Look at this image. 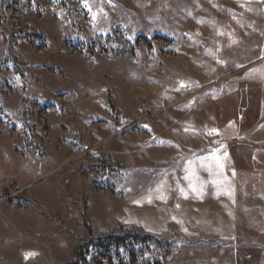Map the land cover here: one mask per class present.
Returning <instances> with one entry per match:
<instances>
[{"label":"rangeland","instance_id":"obj_1","mask_svg":"<svg viewBox=\"0 0 264 264\" xmlns=\"http://www.w3.org/2000/svg\"><path fill=\"white\" fill-rule=\"evenodd\" d=\"M263 34L264 0H0V264H264V172L202 160Z\"/></svg>","mask_w":264,"mask_h":264},{"label":"crops","instance_id":"obj_2","mask_svg":"<svg viewBox=\"0 0 264 264\" xmlns=\"http://www.w3.org/2000/svg\"><path fill=\"white\" fill-rule=\"evenodd\" d=\"M261 56L256 62L246 70L244 81L258 87L255 97L249 98L254 106L256 100L257 112L255 115L239 116L237 119L229 120L224 127L220 129V139L215 142L214 147L218 150H207L202 156L203 161L216 160L221 163L222 172L227 175L229 172V163L233 162L234 153L231 148H244L250 151L251 163L254 165V170L264 172V34L261 43ZM248 106V107H249ZM249 121V126H241L243 122ZM249 119V120H248ZM210 148V147H209ZM190 196L195 193L191 188L186 189ZM235 192V191H234ZM236 193V192H235ZM207 195V193H205ZM189 204H195V199H189Z\"/></svg>","mask_w":264,"mask_h":264},{"label":"trees","instance_id":"obj_3","mask_svg":"<svg viewBox=\"0 0 264 264\" xmlns=\"http://www.w3.org/2000/svg\"><path fill=\"white\" fill-rule=\"evenodd\" d=\"M146 240H155L154 235H144L140 232H125L122 234H108L102 236H93L89 240H84L78 245L79 252L77 257L88 253L91 248L108 249L109 251L117 252L124 249L127 254H132L134 257L137 254L136 248ZM119 252V251H118ZM84 260V259H83Z\"/></svg>","mask_w":264,"mask_h":264}]
</instances>
